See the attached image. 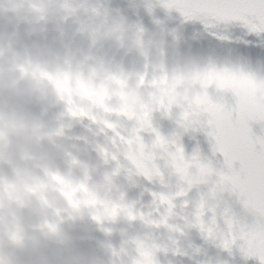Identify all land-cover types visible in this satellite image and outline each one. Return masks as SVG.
I'll return each mask as SVG.
<instances>
[{
  "label": "clouds",
  "instance_id": "clouds-1",
  "mask_svg": "<svg viewBox=\"0 0 264 264\" xmlns=\"http://www.w3.org/2000/svg\"><path fill=\"white\" fill-rule=\"evenodd\" d=\"M176 2L0 0V264H175L234 234L184 138L264 116V69L170 27Z\"/></svg>",
  "mask_w": 264,
  "mask_h": 264
},
{
  "label": "snow or ice",
  "instance_id": "snow-or-ice-1",
  "mask_svg": "<svg viewBox=\"0 0 264 264\" xmlns=\"http://www.w3.org/2000/svg\"><path fill=\"white\" fill-rule=\"evenodd\" d=\"M165 7H174L186 21L198 20L206 28L238 22L249 34L264 36V0H177ZM223 109L235 131L211 123L202 131L213 141L219 183L238 200L242 211L239 215L223 211V223L226 220L235 225V232L217 245L229 252L238 247L246 257L258 258L259 264H264V138L254 139L249 127L252 121H264V116L235 104H225ZM219 157H223L222 163ZM221 203L223 199L219 207Z\"/></svg>",
  "mask_w": 264,
  "mask_h": 264
},
{
  "label": "bare ground",
  "instance_id": "bare-ground-1",
  "mask_svg": "<svg viewBox=\"0 0 264 264\" xmlns=\"http://www.w3.org/2000/svg\"><path fill=\"white\" fill-rule=\"evenodd\" d=\"M156 13L161 18L166 16V11L161 8L156 9ZM177 23L175 29L178 33L192 35L201 41L202 47L207 54L218 60H231L233 62L239 61L241 63H249L254 68H262L261 60L264 61V36H257L249 34L238 22H233L230 25H219L215 28H206L203 23L198 20L185 21L184 18L177 11H172L170 15V27H173L174 23ZM221 37H225L221 39ZM253 121L250 122L249 127L252 130L254 138V131L252 128ZM165 133L171 130V125L165 124L163 129ZM184 146L186 152L189 155L199 153L202 156H213V141L203 132H196L191 135L185 136ZM219 161L223 162V157H219ZM239 167V165H237ZM158 188H153V191H158ZM201 193L195 190L190 192L185 200L189 202V211L194 212L191 209L192 205H195L199 201ZM150 200V195L146 194L145 197ZM182 202V201H181ZM192 203V204H191ZM229 209L231 213L239 215L242 211L241 205L234 196L225 194L223 203L219 207L218 221L223 222V211ZM190 241L196 244V249H202L198 242V238L202 236L201 233L193 231L189 233ZM190 256H192L190 254ZM192 258L197 259L196 256ZM190 260L186 257L175 258V264H187ZM259 264L258 258L246 257L243 253L236 257L233 251L229 252L227 258L223 257H211L208 254H202L199 264Z\"/></svg>",
  "mask_w": 264,
  "mask_h": 264
},
{
  "label": "rangeland",
  "instance_id": "rangeland-1",
  "mask_svg": "<svg viewBox=\"0 0 264 264\" xmlns=\"http://www.w3.org/2000/svg\"><path fill=\"white\" fill-rule=\"evenodd\" d=\"M176 25H177V23L175 22L173 25V28H175ZM263 122L264 121H260V122L253 121V125H252L253 130H256L255 128H257L259 126V124L263 123ZM145 186L149 187L151 189V191H153V188H154L153 186H150V185H145ZM155 188H157V187H155ZM183 200H185V198H182V202H183ZM192 209L195 211V205H192ZM220 225H221V227H224V223H220ZM190 240H191L190 236H188L187 239L184 241L185 246L186 247L191 246V249L195 250L196 246H198V245L193 244ZM198 242L201 245L202 249H200L199 252L196 253V255H195L197 257V259L194 260V258H192V256L186 257L189 260H190V258L192 260V261H190V263H187V264H196L197 261H199V263H200V258H201L202 253L203 254H209L210 253L211 257H215V256H223V258L228 257L227 253L225 251H223L221 247H219L218 245H213L210 242L206 241V239L204 238L203 235L200 236V238H198ZM238 249H239L238 247H233V249H232L233 251H236L237 256H239L241 253L240 249H239V251H238Z\"/></svg>",
  "mask_w": 264,
  "mask_h": 264
}]
</instances>
